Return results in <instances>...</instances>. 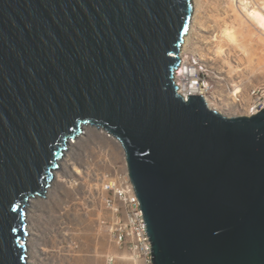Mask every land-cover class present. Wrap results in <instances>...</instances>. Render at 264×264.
I'll use <instances>...</instances> for the list:
<instances>
[{
	"label": "water",
	"instance_id": "water-1",
	"mask_svg": "<svg viewBox=\"0 0 264 264\" xmlns=\"http://www.w3.org/2000/svg\"><path fill=\"white\" fill-rule=\"evenodd\" d=\"M193 0H0V264L86 126L117 138L154 264H264V108L226 115L176 72Z\"/></svg>",
	"mask_w": 264,
	"mask_h": 264
},
{
	"label": "rangeland",
	"instance_id": "rangeland-1",
	"mask_svg": "<svg viewBox=\"0 0 264 264\" xmlns=\"http://www.w3.org/2000/svg\"><path fill=\"white\" fill-rule=\"evenodd\" d=\"M193 2L199 6L182 57L202 67L210 91L223 95L222 103L214 102L212 107L229 116L247 115L249 89L264 83V34L248 18V9L264 7V0ZM227 86L240 91L243 106L233 101ZM78 164L85 168L83 176L70 174ZM116 170H128L121 143L97 127L86 126L70 142L46 195L33 197L27 205L30 262L96 264L108 250H118L99 223L97 201L99 172Z\"/></svg>",
	"mask_w": 264,
	"mask_h": 264
},
{
	"label": "built area",
	"instance_id": "built-area-1",
	"mask_svg": "<svg viewBox=\"0 0 264 264\" xmlns=\"http://www.w3.org/2000/svg\"><path fill=\"white\" fill-rule=\"evenodd\" d=\"M198 68L192 77V81L196 85V93L203 94L208 103H222L223 95L210 91V81L207 74L204 73L202 67ZM180 70L181 66L178 68L176 76H178ZM175 78L178 82L177 77ZM227 87V91L231 93L233 101L243 106L240 91H232L231 87ZM248 95L249 101L245 106L247 115L257 113L264 108V83L252 86L248 91ZM101 130L119 141L107 131ZM101 155L103 156V152ZM100 159L106 161L104 158ZM83 170L85 168L78 164L73 166L70 174L75 172L83 176ZM99 173L100 187L97 194L100 209L99 223L104 226L110 242L118 250H108L103 254V261L96 264H154L151 255V242L146 231L142 209H140V201L136 195L128 170Z\"/></svg>",
	"mask_w": 264,
	"mask_h": 264
},
{
	"label": "bare ground",
	"instance_id": "bare-ground-1",
	"mask_svg": "<svg viewBox=\"0 0 264 264\" xmlns=\"http://www.w3.org/2000/svg\"><path fill=\"white\" fill-rule=\"evenodd\" d=\"M196 4H194V6ZM197 6H199V5L197 4L196 8L194 7L195 13H193L191 23H193V21L196 20V19L194 20V18H196L195 16H196L197 11H198ZM248 18L252 19L253 22L255 23L256 27H259V31L264 34V31H263V29H264V7L248 9ZM190 28L192 29L191 24H190ZM191 29H189L190 32H191ZM190 32H189V34H190ZM187 38L188 37H186L185 40H187ZM182 53L183 52L181 51V56H182ZM190 63L191 62L188 61V58L183 56L180 73H178V76H176L178 79V84L180 85V92L185 94V95H188L189 93H196L197 92L196 85L192 81L193 80L192 77L194 75V72L197 71L199 68L195 67L194 64H190ZM208 104H209V106L212 107V102H209ZM213 107H214V105H213Z\"/></svg>",
	"mask_w": 264,
	"mask_h": 264
}]
</instances>
